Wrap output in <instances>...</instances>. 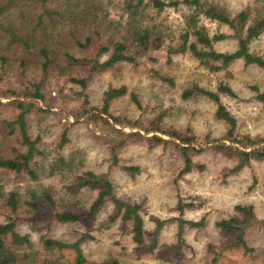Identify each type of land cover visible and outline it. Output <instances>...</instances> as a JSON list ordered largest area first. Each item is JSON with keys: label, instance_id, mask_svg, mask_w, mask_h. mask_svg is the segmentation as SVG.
I'll use <instances>...</instances> for the list:
<instances>
[{"label": "rangeland", "instance_id": "obj_1", "mask_svg": "<svg viewBox=\"0 0 264 264\" xmlns=\"http://www.w3.org/2000/svg\"><path fill=\"white\" fill-rule=\"evenodd\" d=\"M210 1L233 14L247 6L264 5V0ZM10 2L8 9L16 17L20 12L29 14V9L34 10L27 17L28 22L32 15H36L32 20L37 21L43 12V0H0V7ZM45 5L58 13L52 19L45 16L44 30L38 29V39L42 38L52 51L46 71L45 59L35 58L39 56L38 41L32 42L30 49L19 44L5 49L2 48L5 43L0 42V127L7 130L4 119L14 120L19 113L9 101L28 98L36 107L46 109L35 110L27 118L30 136L39 138L37 144L49 156L36 158L42 165L53 163L61 135L69 128V142L61 151L75 163L61 168L62 174L58 171L49 174L48 166L44 172L40 171L38 180L0 169V221L5 218L3 207L12 190L25 194L27 188L37 186L69 202L84 221L60 223L51 214L52 209L43 204L35 217L27 215L17 224L19 232L30 233L36 247H41L42 236L73 242L86 234L82 246L94 263L115 259L119 264H264V158L251 156L236 169L243 159L238 150L244 149L243 143L225 136L228 125L216 118L215 103L201 95L183 97V91L193 83L216 90L220 81L228 82L237 96H223L222 100L238 120V139L246 142L249 137L257 142L246 148L251 151L264 146V103L257 99V91L253 89L257 86L264 90V71L240 60L226 71L211 73L189 54H176L168 62L169 39L158 46L152 44L147 58L137 64L123 62L114 68L92 70L94 57L101 61L108 57L109 51L97 52L100 45L108 46L121 39L122 24L128 16L125 0H52ZM187 11L185 6L168 7L154 15L164 30L163 38L179 35ZM201 23L211 34L231 32L228 25L204 16ZM236 47L233 38L216 43L220 51H233ZM250 48L264 57V34L253 40ZM23 55L26 60L21 59ZM3 57L7 61L2 67ZM154 70L172 77L174 83L161 79ZM74 78H87L88 88H82ZM38 85L43 98L34 97ZM120 87H125L126 93L112 101L110 110L120 122L109 115L103 116L109 123L91 118L90 107L101 110L105 92ZM155 127L178 130L185 137L196 138L188 150L193 161L190 172L182 173L185 159L177 145L180 141L156 132ZM120 131L141 134L127 136ZM14 134L7 145L23 151L18 128ZM154 134L168 142L156 143L151 139ZM115 143L117 147L113 150ZM219 143L227 148L217 147ZM11 151L9 148L7 153ZM128 166L139 170H129ZM89 170L108 174L118 198L142 206L146 248L134 242L131 223L123 222L113 198L108 197L96 215L89 218L97 191L79 189L73 184L77 173ZM249 205L253 206L255 217L246 226L244 236L253 251L246 253L236 244L237 232L224 230L218 223L230 218L244 220L246 212L238 206ZM179 218L183 231L177 253L173 246L179 240ZM201 218L206 219L203 227L188 223ZM159 221L164 222L160 228Z\"/></svg>", "mask_w": 264, "mask_h": 264}, {"label": "trees", "instance_id": "obj_2", "mask_svg": "<svg viewBox=\"0 0 264 264\" xmlns=\"http://www.w3.org/2000/svg\"><path fill=\"white\" fill-rule=\"evenodd\" d=\"M43 1V12L37 16V21L32 20V18L36 16L32 15L29 22L27 21V17H29L34 10L29 9V14L27 11L20 12L16 17L14 11L8 9L12 2L2 5L0 7V42L5 43L2 47L5 49H9L15 44L30 49L33 47L32 42L38 41L40 43L38 46L39 56L35 58L42 57L45 59L43 68L44 71H46L51 60L52 51L50 48H47V44H44L42 38L38 39V29L42 28L44 30L45 16L52 19V17L58 13L56 10L49 9L45 5V2L52 0ZM182 6L187 7L188 11L184 13V26L180 29L179 35L163 38L162 34L164 30L157 23V19L154 15L160 14L168 7L179 9ZM125 9L128 16L125 24H122L123 31L121 39L112 42L108 46L100 45L97 52L102 53L109 51L108 57L103 61H101L98 56L94 57L93 60H91L93 61L92 70L114 68L117 64L123 62L137 64L139 60L147 58L149 54L148 50L152 44L158 46L163 40L169 39L170 42L167 44L168 62H171L173 56L176 54H189L211 73L217 74L221 71H226L240 60L246 65L259 66L264 71V57L252 52L250 48L252 41L264 34V5H257L256 7L247 6L236 14H233L222 5L210 0H125ZM203 16L206 19L228 25L231 32L211 34L208 27L204 23H201V17ZM3 21L7 24L5 25ZM228 38H233L237 41L236 49L233 51L218 50L216 48V43ZM78 43L82 42L78 41ZM34 56L35 55H33V57ZM25 57L26 56L23 55L21 59L26 60ZM70 58L76 60L72 56H70ZM1 61L3 67L7 59L3 57ZM154 72L161 79L174 83L172 77L163 75L157 70H154ZM73 80L79 83L82 88H88L87 78H74ZM253 89L257 91V99L264 103V90H260L257 86H254ZM125 93V87L108 89L105 92L102 109L90 107L88 113H92L91 118H101L103 121L109 123V119L103 117L104 115H109L115 122H120V119L116 116L114 117L110 111L111 103L115 98ZM11 95L16 96L15 92H12ZM199 95L206 96L215 103L216 118L228 125L225 136L233 141L243 143L244 149L237 148L239 153L243 156V159L241 163L237 165L236 169L248 162L251 156L264 158V146H256L251 151H248L246 148H252L257 142L251 140L249 137H247V141L244 142L238 139L236 135L238 120L222 100L223 96H237L235 90L228 82L224 80L220 81L216 90L204 87L199 83H193L183 91V97L185 99ZM34 97H44L40 92V85L36 87ZM85 102L87 104L89 103L87 99ZM9 103L14 104L18 108L19 113L14 120L4 119L3 124L7 127V130L0 127V169L13 171L19 175H29L30 180H38L42 175L40 171L43 170L42 172H44L46 170L44 168L48 166L49 169L47 172H49V174H53L56 171L62 174L64 171L61 168L75 163L74 159H68L61 151L64 145L69 142V128H65L59 140L58 151L54 157L53 163L42 165L36 157L43 156L42 158L47 159L49 156L46 151L37 144L39 138L33 139L30 136L27 118L28 115L30 113L32 114L35 110L42 112L46 109L38 105L36 107L35 102L30 101L28 98L14 99L13 101H9ZM137 103L140 104L139 101H137ZM16 128L19 129L21 145L25 148L23 151L14 145H7L8 141L11 139L10 137L15 135ZM155 131L161 132L163 135L174 137L176 140L180 141L177 145L182 150L185 159V167L182 173L190 172L193 169V161L188 150L191 147V142L196 138L194 136L185 137L178 130H165L160 127H155ZM120 132L127 136L141 134L135 132ZM147 133H150V131ZM151 139L156 143L168 142L167 139H164L159 134H154ZM181 143H184V145ZM116 147L117 144L115 143L112 147L113 150H115ZM217 147L221 149L227 148L225 144L221 143L217 144ZM9 148L12 150L11 153H7ZM229 148L236 149L233 146H229ZM200 167L204 166L201 165ZM127 169L139 170L138 167L129 166ZM77 175L78 176H76L73 182L75 187L97 191V196L89 209V218H93L96 215L97 211L103 206L108 197L113 198L118 213L121 212V219L123 222L131 223L134 242L137 243L140 248H146L144 218L141 211L142 206L139 203L124 201L118 198L113 192L114 186L108 174H98L89 170L77 173ZM55 195L56 193L51 190L41 189L37 186H30L26 189L25 194H22L18 189H14L9 193L3 207L5 209V218L0 221V264H119L115 259L94 263L92 259L88 257L82 246L83 241L87 239L86 234L73 242L42 236L41 247H36L31 239L30 233L23 234L17 230V224L25 218V216L27 217V215L35 217L43 204H46L52 209L51 214L60 223L66 224L84 221L82 214L78 213L75 208H71L69 202H65L63 199H57ZM238 208L246 212L247 218L242 221L237 218L222 219L219 221L218 225L224 230H235L237 232L236 244L241 246L246 253H249L253 251V248L249 246L244 235L246 226L254 221L255 215L253 206H238ZM180 210H183L182 205H180ZM178 220L180 221L179 240L173 246L177 253L181 244L180 241L183 231L182 219L179 218ZM163 223V221H159V228ZM188 223L192 227L200 228L205 226L206 219L201 218L198 221L191 220Z\"/></svg>", "mask_w": 264, "mask_h": 264}]
</instances>
